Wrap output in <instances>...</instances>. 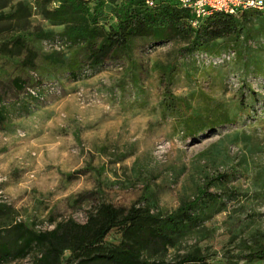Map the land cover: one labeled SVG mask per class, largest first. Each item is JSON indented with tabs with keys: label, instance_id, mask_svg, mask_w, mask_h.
Listing matches in <instances>:
<instances>
[{
	"label": "rangeland",
	"instance_id": "obj_1",
	"mask_svg": "<svg viewBox=\"0 0 264 264\" xmlns=\"http://www.w3.org/2000/svg\"><path fill=\"white\" fill-rule=\"evenodd\" d=\"M53 1L0 0V200L17 220L48 231L69 218L83 223L102 202L148 208L165 221L210 183L215 199L200 197L189 212L196 221L160 258L197 250L256 264L247 255L264 245V13L239 17L238 36L210 38L201 25L208 51L190 49L192 36L137 37L129 55L69 74L75 46L64 29L78 14L68 5L62 18H48ZM113 6L97 8V29L115 23ZM13 78L25 89L3 93ZM170 95L206 126L180 116ZM225 115L230 122L213 124ZM120 239L114 228L103 244Z\"/></svg>",
	"mask_w": 264,
	"mask_h": 264
},
{
	"label": "trees",
	"instance_id": "obj_2",
	"mask_svg": "<svg viewBox=\"0 0 264 264\" xmlns=\"http://www.w3.org/2000/svg\"><path fill=\"white\" fill-rule=\"evenodd\" d=\"M53 2L57 6L47 12L50 19L62 18L68 5L78 14V19L64 29V34L75 46L73 55L64 65V70L69 74L84 66L95 68L113 57L129 55L132 41L137 37L147 38L150 43L158 44L174 37L192 36L191 43L188 44L190 49L195 47L208 51V43L200 39L198 28L201 25H206L203 30L210 38L238 36L239 17L264 13V9H251L236 16L213 13L201 19L197 27H192V15L189 11L171 0H155L152 7H148L144 0H115V6L111 10L115 23L105 29H97V8L112 0ZM13 42L17 43V38ZM19 42L18 48L25 50V43ZM31 61L32 58L29 62H22L28 65ZM162 74L168 79L169 70L164 68ZM35 83L37 86L41 84L38 80ZM25 86L23 80L13 78L9 85L2 87V92H20ZM33 96L37 97L38 94L34 93ZM169 99L175 100L173 106L180 110V116L186 117L190 124L199 129L206 126V120L199 111L190 108L182 99L171 95ZM3 119L0 109V123ZM230 121L225 115L214 120L213 124ZM209 185L210 183H206L196 197L178 207L165 221L148 208L132 205L122 209L102 202L88 212L83 223L69 218L56 223L48 231H36L25 222L17 220L12 207L0 200V264H15L33 249L38 251L29 264H61L64 251L69 252L66 264H238L233 261H212L197 250L173 262L160 258L173 244L175 235L196 221L189 212L198 204L200 197L215 199L214 195L208 193ZM114 228L120 229L119 243L104 245L106 235ZM145 253L147 258H144ZM247 256L250 262L264 264V245L249 252Z\"/></svg>",
	"mask_w": 264,
	"mask_h": 264
},
{
	"label": "built area",
	"instance_id": "obj_3",
	"mask_svg": "<svg viewBox=\"0 0 264 264\" xmlns=\"http://www.w3.org/2000/svg\"><path fill=\"white\" fill-rule=\"evenodd\" d=\"M148 7L154 5L155 0H144ZM192 15L190 24L197 27L199 21L213 13L236 16L251 9L263 10L264 0H171Z\"/></svg>",
	"mask_w": 264,
	"mask_h": 264
}]
</instances>
